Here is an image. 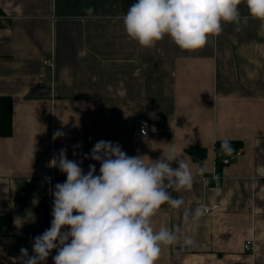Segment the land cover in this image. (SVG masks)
<instances>
[{
	"label": "crops",
	"instance_id": "crops-1",
	"mask_svg": "<svg viewBox=\"0 0 264 264\" xmlns=\"http://www.w3.org/2000/svg\"><path fill=\"white\" fill-rule=\"evenodd\" d=\"M133 3L0 0V96L11 98L13 112L12 135L0 137V216L12 220L0 235V264H21V248L34 255V238L50 228L52 192L66 174L49 162L61 149L84 173L94 164L99 174L100 163L83 158L89 135L146 163L174 147L189 164L191 190L172 193L184 205L165 204L153 218L156 230L178 229L157 264H264V22L242 20L240 31L224 24L195 51L168 36L143 48L123 26ZM239 8L247 17L246 5ZM57 130L64 135L53 140ZM225 140L241 142L242 152L216 182L217 156L234 154L217 152ZM192 146L207 150L200 162L187 153ZM214 205L193 233L184 209ZM185 236L195 245L185 247Z\"/></svg>",
	"mask_w": 264,
	"mask_h": 264
},
{
	"label": "clouds",
	"instance_id": "clouds-1",
	"mask_svg": "<svg viewBox=\"0 0 264 264\" xmlns=\"http://www.w3.org/2000/svg\"><path fill=\"white\" fill-rule=\"evenodd\" d=\"M242 3L248 10L243 18ZM249 18L264 22V0H135L122 20L127 36L143 48L168 36L181 50L195 51L218 37L224 24L240 31L242 20ZM63 135L57 130L53 140ZM66 151L49 162L66 174L52 192L51 226L34 238V255L21 248V264H44L53 250L54 264H157L162 249L176 244L178 229L156 230L153 218L165 204L182 208L183 198L172 193L191 190L189 164L174 147L146 163L142 156H128L118 142L100 140L83 157L100 163L97 175L94 164L84 173ZM205 212L204 206L184 209L193 233ZM183 245L194 246V238L185 236Z\"/></svg>",
	"mask_w": 264,
	"mask_h": 264
},
{
	"label": "trees",
	"instance_id": "trees-1",
	"mask_svg": "<svg viewBox=\"0 0 264 264\" xmlns=\"http://www.w3.org/2000/svg\"><path fill=\"white\" fill-rule=\"evenodd\" d=\"M12 100L7 96H0V137H10L13 133L12 127ZM227 142L226 145L224 142ZM218 141L215 145L218 153H224L225 151H233L234 153L239 151L243 144L238 141ZM187 153L191 156V158L195 161L200 162L207 155V150L205 148L192 146L187 149ZM222 153V154H223ZM222 157L225 155L217 156V171L216 176L213 180L219 182L221 180V169L223 167V163L221 161ZM215 182V183H216ZM12 227V220L9 216H0V235L9 231Z\"/></svg>",
	"mask_w": 264,
	"mask_h": 264
},
{
	"label": "built area",
	"instance_id": "built-area-1",
	"mask_svg": "<svg viewBox=\"0 0 264 264\" xmlns=\"http://www.w3.org/2000/svg\"><path fill=\"white\" fill-rule=\"evenodd\" d=\"M45 65L49 66V67H53V61L51 59H47L44 62ZM140 134L142 135H146L147 131H146V127L142 126L140 127ZM87 141L89 143V146L91 148H93L94 146V141H95V137L93 135H89L87 138ZM241 150L235 152L232 156L229 157H222L221 161L224 165H228L230 164L236 157H238L241 154ZM219 205H214L212 207H205L206 208V212L205 213H212L214 210L219 209ZM253 248V240H248L245 242L244 244V250L245 251H250Z\"/></svg>",
	"mask_w": 264,
	"mask_h": 264
}]
</instances>
